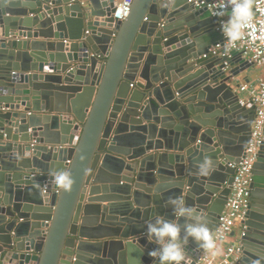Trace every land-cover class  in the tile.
Segmentation results:
<instances>
[{
  "label": "water",
  "instance_id": "water-1",
  "mask_svg": "<svg viewBox=\"0 0 264 264\" xmlns=\"http://www.w3.org/2000/svg\"><path fill=\"white\" fill-rule=\"evenodd\" d=\"M119 1L0 0V264H158L146 223L174 218L170 197L218 227L251 138L236 78L252 64L201 57L224 36L195 0H133L124 20ZM250 202L238 264H264V143Z\"/></svg>",
  "mask_w": 264,
  "mask_h": 264
},
{
  "label": "built area",
  "instance_id": "built-area-1",
  "mask_svg": "<svg viewBox=\"0 0 264 264\" xmlns=\"http://www.w3.org/2000/svg\"><path fill=\"white\" fill-rule=\"evenodd\" d=\"M190 2L194 0H189ZM133 0H121L116 6V11L113 14L114 19L124 20L131 11ZM197 6L204 5L214 14L216 0H195ZM253 3V19L249 26L245 29L244 37L236 43L233 48L229 46V50L225 51L224 43H218L209 48L208 52L204 53L202 58L211 56H222L230 59L232 52L237 51L240 57L252 65H260L262 67V75L256 84L239 83V93H244L245 96L240 98V103L247 108H251L255 112V118L252 125L251 138L246 147L240 161L231 162L230 166L235 169L232 189L228 197L225 208L220 216L217 229L214 231L222 239H217L218 247L225 244L221 254L215 258H211L204 251L195 264H238L244 254V245L241 241V236L247 227L246 220L250 209V186L253 181L255 164L260 156V149L264 143V0H252ZM217 30L223 35L220 30V24L223 20H227V16L218 17ZM89 31L87 30L86 33ZM224 36V35H223ZM4 39V29L2 17L0 15V51L1 42ZM229 67V60L225 61ZM133 86V84H132ZM46 190V187L45 189ZM238 228L240 233L239 240H234L233 237Z\"/></svg>",
  "mask_w": 264,
  "mask_h": 264
},
{
  "label": "clouds",
  "instance_id": "clouds-1",
  "mask_svg": "<svg viewBox=\"0 0 264 264\" xmlns=\"http://www.w3.org/2000/svg\"><path fill=\"white\" fill-rule=\"evenodd\" d=\"M214 14L218 17L227 16L220 24V30L229 46L235 47L243 39L245 29L253 19L252 0H216ZM214 171V162L204 159L198 165V174L202 177L211 176ZM55 185L62 191H70L73 179L70 172L60 171L53 176ZM173 217L179 219L160 218L159 215L146 223V235L155 241L156 248L149 255L158 260V264H190L186 243L195 241L205 254L215 258L221 254L217 239H222L208 226L206 218L197 209L188 205L181 197H170ZM184 218V224L179 222Z\"/></svg>",
  "mask_w": 264,
  "mask_h": 264
},
{
  "label": "crops",
  "instance_id": "crops-1",
  "mask_svg": "<svg viewBox=\"0 0 264 264\" xmlns=\"http://www.w3.org/2000/svg\"><path fill=\"white\" fill-rule=\"evenodd\" d=\"M121 1V0H120ZM52 26H56V23H54ZM4 29V28H3ZM87 31V30H86ZM85 31V33H86ZM87 34V33H86ZM212 57V56H211ZM262 67L260 65H252L250 67H248L244 72H242L237 78H236V83H251V84H256L262 75ZM135 83V82H134ZM134 86V85H133ZM134 88V87H133ZM192 89H190L191 91ZM245 94L244 93H240V98L244 97ZM246 117H248V114H246ZM250 117V116H249ZM176 123V122H175ZM30 131L32 132V129H30ZM69 146H67L68 148ZM67 156V153L64 154V156ZM69 155V152H68ZM128 162V161H127ZM53 186L55 185L54 181L52 182ZM238 228H236V233L235 236L233 237L234 240H239L240 238V233L241 231ZM100 236L103 235H107L108 231L107 230H102L100 233ZM113 245V244H112ZM225 244H221L219 246V248L221 249V251L223 250Z\"/></svg>",
  "mask_w": 264,
  "mask_h": 264
},
{
  "label": "rangeland",
  "instance_id": "rangeland-1",
  "mask_svg": "<svg viewBox=\"0 0 264 264\" xmlns=\"http://www.w3.org/2000/svg\"><path fill=\"white\" fill-rule=\"evenodd\" d=\"M239 231V230H238Z\"/></svg>",
  "mask_w": 264,
  "mask_h": 264
}]
</instances>
